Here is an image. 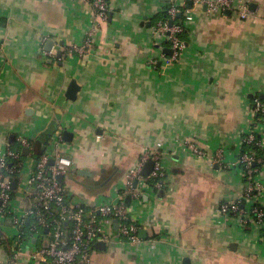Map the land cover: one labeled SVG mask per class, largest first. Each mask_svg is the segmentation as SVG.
<instances>
[{"label": "crops", "instance_id": "0c3cea01", "mask_svg": "<svg viewBox=\"0 0 264 264\" xmlns=\"http://www.w3.org/2000/svg\"><path fill=\"white\" fill-rule=\"evenodd\" d=\"M173 1L113 0L101 20L88 0H0V149H17L21 133L32 136L22 163L35 169L38 139L51 123L55 135L72 132L64 151L74 165L64 183L87 207L118 201L146 148L167 153L163 188L128 205L141 241L117 243L113 226L114 240L91 251V264H264V227L245 228L219 212L244 190L236 163L241 134L254 120L253 98L264 95V0H245L247 18L195 7L182 57L165 63L169 43L157 28ZM95 26L94 48L76 52ZM72 79L81 87L76 100L66 97ZM185 139L207 156L185 154ZM221 147L225 164H214ZM32 202L18 182L13 204ZM0 234V261L16 252L14 264H38L39 241L24 236L11 215L0 219Z\"/></svg>", "mask_w": 264, "mask_h": 264}, {"label": "built area", "instance_id": "2783aa9c", "mask_svg": "<svg viewBox=\"0 0 264 264\" xmlns=\"http://www.w3.org/2000/svg\"><path fill=\"white\" fill-rule=\"evenodd\" d=\"M95 8L101 20H107L113 10V0H88ZM174 0L168 7V17L160 22L158 31L165 36L172 54H163L165 63L180 60L186 48L183 34L192 20V11L200 5H207L208 11L220 8L224 11L237 12L242 18L250 15L248 2L245 0ZM184 19L177 22L179 13ZM171 21L173 23H171ZM97 28L87 31L82 44L74 46V50L85 54L95 45ZM155 64V62H153ZM252 114L254 120L241 134L242 146H255L248 151L241 150L237 166L241 169L244 190L237 199L223 201L219 212L234 219L239 225L247 228L253 224L264 227V202L262 193L264 181V95L253 98ZM19 149L12 147L0 149V219L12 216L15 227L29 224V235L39 241L32 254L38 264H91V251L96 243L114 240L112 227L116 226L117 243L137 244L141 241L139 231L141 223L129 212L125 197L142 201L147 189L161 190L167 174L164 150L146 148L139 160L131 166L123 179L118 201H107L99 205L86 206L82 202L73 201L64 182L58 177L67 176L74 162L64 151L65 141L62 133L54 135L44 152L38 157L35 169L24 163L10 166V159L20 160L22 150L31 148L33 137L22 134L18 137ZM181 150L195 159L207 156L206 149L198 143L185 139L180 141ZM149 160L154 166L148 175L144 167ZM53 161V163H52ZM214 164H225V148L216 150L212 157ZM260 167H255L256 165ZM14 182H20L26 193H33V202L27 209L13 204ZM47 230V232H46ZM44 231V232H43ZM0 234V248L3 246ZM19 248V246L17 247ZM17 253L10 261L0 264H14Z\"/></svg>", "mask_w": 264, "mask_h": 264}, {"label": "water", "instance_id": "95a60500", "mask_svg": "<svg viewBox=\"0 0 264 264\" xmlns=\"http://www.w3.org/2000/svg\"><path fill=\"white\" fill-rule=\"evenodd\" d=\"M190 6H191V2L189 3V7H190ZM205 7H207V5H205ZM178 16H179V17L182 16V13L180 12V13L178 14ZM171 23H173V22L171 21ZM48 45H52V46H53V41L50 40V41L48 42ZM165 52H166L167 54H169V55L172 54V50H171L170 48H166V49H165ZM159 64L161 65V62H160ZM80 88H81V87L78 85L77 80H76V79H72V81L70 82L69 87H68V89H67L66 97L69 98V99H71V100H76V99H77V94H78ZM73 136H74V134H73L72 132H70V131H65V132H64V138H65L67 141H71V140L73 139ZM14 139H15V135H11V140L13 141ZM38 144H39V142H38ZM39 145H40V144H39ZM39 151L41 152V149H40ZM29 152H30V149H29V148H24V149L22 150V154L25 155V156L28 155ZM42 153H43V152H41L40 154H42ZM37 155H38V154H37ZM37 155H36V158H37ZM52 163H53V161H52ZM153 166H154V161H153V160H149V161L146 163L145 167H144V174H145V175H148V174L151 172ZM79 173H81V171H79ZM64 178H65V177H64L63 175H60V176L58 177V179H59L60 182H64ZM16 186H17V183L14 182V188H16ZM126 202H127L128 205H130V203H131V198H130V197H127V198H126ZM0 204H1V202H0ZM46 232H47V230H46ZM96 246H97L99 249H105V248H106V243L103 242V241H99V242L96 243ZM189 260H190V258H189V257H186V259L184 260V262L187 263V262H189Z\"/></svg>", "mask_w": 264, "mask_h": 264}, {"label": "trees", "instance_id": "16d2710c", "mask_svg": "<svg viewBox=\"0 0 264 264\" xmlns=\"http://www.w3.org/2000/svg\"><path fill=\"white\" fill-rule=\"evenodd\" d=\"M164 18H167L168 17V8L166 9V11L164 12V15H163ZM184 19V16H178L177 17V22L179 21H182ZM183 37H184V34H183ZM58 131V124L57 123H51V125L41 134V136L39 137L38 139V142L41 146V148H43V152L44 150L46 149V147L48 146L50 140L54 137L55 133ZM17 149H19V143L17 142ZM251 147H254L256 148L255 146L253 145H250V144H245L243 146V151H248V149H250ZM16 149V150H17ZM25 159V157L21 156V159L20 160H14V159H10L9 161V165L10 166H14L16 165L17 168L19 169L20 168V163L23 162ZM255 167H260V165H256ZM14 193V192H13ZM29 224L30 223H27L26 226L23 227V235L26 236V234H28V231H29ZM44 232V231H43Z\"/></svg>", "mask_w": 264, "mask_h": 264}]
</instances>
